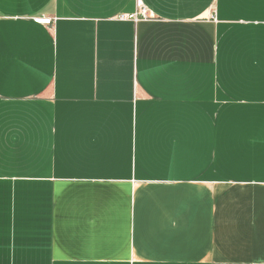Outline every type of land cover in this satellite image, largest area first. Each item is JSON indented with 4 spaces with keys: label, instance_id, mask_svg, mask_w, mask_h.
Segmentation results:
<instances>
[{
    "label": "crops",
    "instance_id": "1",
    "mask_svg": "<svg viewBox=\"0 0 264 264\" xmlns=\"http://www.w3.org/2000/svg\"><path fill=\"white\" fill-rule=\"evenodd\" d=\"M0 264H264V0H0Z\"/></svg>",
    "mask_w": 264,
    "mask_h": 264
},
{
    "label": "built area",
    "instance_id": "2",
    "mask_svg": "<svg viewBox=\"0 0 264 264\" xmlns=\"http://www.w3.org/2000/svg\"><path fill=\"white\" fill-rule=\"evenodd\" d=\"M143 14H146V12L143 10ZM124 19V17H122ZM37 22L39 24H44V25H50L51 24V19H37Z\"/></svg>",
    "mask_w": 264,
    "mask_h": 264
}]
</instances>
